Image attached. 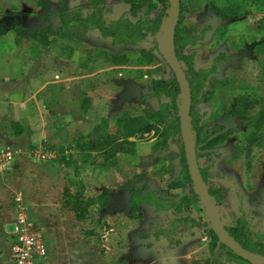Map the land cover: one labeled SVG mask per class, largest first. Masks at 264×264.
<instances>
[{
	"label": "rangeland",
	"instance_id": "374dc122",
	"mask_svg": "<svg viewBox=\"0 0 264 264\" xmlns=\"http://www.w3.org/2000/svg\"><path fill=\"white\" fill-rule=\"evenodd\" d=\"M181 2L184 12L182 28L198 36L197 41L185 46L182 52L191 56L193 69L209 71L208 77L200 78L199 81L201 87L195 104L200 115L199 127L205 130L220 124L223 127L222 133L229 129L234 132L219 143L216 149L211 150L210 155L198 159L197 165L212 190L213 203L221 225H244L250 238L256 239L264 236V130L253 148L251 168L247 170L244 148L246 137L250 134L249 119L242 116L237 101L258 100L260 104L255 112L264 105V0ZM152 3L155 4L152 10L143 6L135 17L124 13L120 18L124 17L131 25L143 20L152 21L163 7L167 15L169 3L160 0ZM110 4L112 0H0V90H39L45 80L42 77L40 79L38 65L29 63L23 53L27 44L30 47L36 45L31 42L35 40L33 34L37 37L38 32L47 31L46 38L54 42L59 39H79L83 29L78 27V19L97 10L108 23L110 19L105 9ZM66 21L72 22L65 26L63 22ZM41 25L43 29H39ZM17 38L19 42L16 44ZM154 40L155 36L124 45L131 47L129 52L135 63L141 60V50L154 51L155 59L135 69L129 74L131 77H123L118 88L122 90L121 95H118V103L109 105L108 110H105L106 118L100 117L93 127H81L80 131L73 133L74 138L82 141L96 140V136L107 134L109 125L116 124V119L119 125L118 120L122 117L142 114L145 110L155 111L163 103L169 102L165 95L150 97L155 89L168 87V81L173 77L165 51L160 47L155 50ZM180 64L185 70L184 64ZM132 74L139 75L132 80ZM159 82L164 86H159ZM156 83L157 87H154ZM77 114V111L72 113L71 118H77ZM102 123L107 127L103 132ZM156 129L149 137L135 138L136 143L128 155L120 154V174L116 171V163L109 170L100 169L97 165L82 168L83 163L73 162V155L67 153V157H64L69 159L63 162L68 169L67 177L75 183L80 193L76 191V197H70L69 193L64 195L62 207L76 216V222L71 223L70 237L86 250L85 256L81 253L74 256V262L250 264L229 256L220 242L211 248V227L201 203L191 207V220L188 223L179 222L188 215H175L173 208L169 207V200L176 203L179 196H190L196 192L191 183L183 188H170V184L179 181L182 172L180 152L183 140L178 135L166 137L162 125ZM2 131L5 134L8 131L9 135L14 133L11 126L8 130L2 127ZM25 132L28 134L27 130ZM35 144L27 146V151L38 160L40 158H37L35 151L41 149L36 148ZM5 146L9 145L0 144V148ZM43 147L52 151L54 145L46 142ZM12 149L16 153L14 157L20 154L18 149ZM58 154H55L53 160L61 156ZM93 175H103L105 180L96 181ZM81 182H85V185L82 184L85 191L78 184ZM145 192L159 194L163 201L168 202L162 204V209H156L151 203L140 202L137 208L132 207L130 210L129 203ZM91 199L97 201L92 203ZM116 201L124 205L121 215L118 213L117 221L110 225L99 221L96 211L101 205ZM82 221L86 223L84 226Z\"/></svg>",
	"mask_w": 264,
	"mask_h": 264
},
{
	"label": "crops",
	"instance_id": "0c3cea01",
	"mask_svg": "<svg viewBox=\"0 0 264 264\" xmlns=\"http://www.w3.org/2000/svg\"><path fill=\"white\" fill-rule=\"evenodd\" d=\"M128 7L130 5L122 0H112L105 11L108 19L116 21L128 13ZM42 25L39 29L44 28ZM85 26L79 39H59L54 42L48 38V43L32 40L36 45L30 47L24 44H27L24 56H27L29 63L38 65L40 79L42 77L45 80L39 90H0V144L9 145L20 152L13 157L8 169L0 170V263L6 260L13 238L12 231L16 224L14 203L17 199L26 207L27 222L41 232L46 242L47 255L40 260V264H76L74 256L86 254L83 246H78L76 240L70 237L71 223L76 222V216L63 208L66 190L70 197H76V191L80 193L75 183L68 179V169L63 163H57V159H43L42 162L32 158L27 151V146L37 141L35 147L45 153L57 155L63 149V157H67V153L73 155L72 147L77 140L73 133L76 134L81 127H93L100 117L106 118L105 110H108L110 104L118 103V95L122 91L118 88L122 78L127 79L130 73L142 66L133 62L129 52L131 47L114 44L110 39L102 37L92 23H86ZM122 53L126 54L131 64L112 63V56ZM138 75L132 74V80ZM76 111L78 117L71 118ZM15 123L19 126L17 130L22 131L21 134L9 135L8 131L6 134L2 131V127L8 130L10 126L13 130L12 125ZM101 125L104 126L103 132L107 127L104 123ZM117 125L116 119V124L109 125L107 134L96 136V140L108 138L111 135L110 129L114 126L117 128ZM71 138L74 139L69 141ZM128 141L136 143L135 138H129ZM46 142H52L53 148L60 149L48 150L43 147ZM117 156L119 171H116L120 174V154ZM102 176L93 175V178L96 181L105 180ZM78 184L85 191V182ZM123 207V204L116 201L101 205L96 214H99V221L110 225L117 221ZM86 219L88 221L89 217ZM84 224L82 221V226Z\"/></svg>",
	"mask_w": 264,
	"mask_h": 264
},
{
	"label": "trees",
	"instance_id": "16d2710c",
	"mask_svg": "<svg viewBox=\"0 0 264 264\" xmlns=\"http://www.w3.org/2000/svg\"><path fill=\"white\" fill-rule=\"evenodd\" d=\"M124 3L129 4L130 10L128 15L135 17L137 13L140 12V9L145 6L148 10H152L154 5L152 2L154 0H122ZM161 2L168 3V0H160ZM182 2L180 0V10L178 18L174 21V28L169 32L168 35V44L170 49L172 50L176 59L183 63L186 69L184 73L187 77L188 81V89L190 94V102L187 111V120L186 127L189 136L192 138V146L194 150V155L196 161L201 157L210 155V151L216 149V147L224 141L227 137L232 135L234 132L232 130L223 131V127L220 124H214L211 127L206 128L199 127V119L200 115L197 113L195 109V104L197 103V95L198 90L201 87L199 84L200 78L205 79L208 77L209 71H197L193 69L191 63V56H186L183 54L182 50L185 46L190 44H194L198 36L195 35L193 31L189 32L187 29L182 28L183 23V10H182ZM165 8L163 7L160 12H158L157 16L154 20H143L137 22L136 25L129 24L125 18L121 17L117 21H109L108 23L103 20L101 16V12L97 10L95 12L87 14V16L83 19H78V27L85 28L86 23H92V26L99 30L102 37L106 39H110L114 44H123V45H131L134 44L136 40H143L147 37H153L157 33L166 13H164ZM230 12V10H228ZM232 13V12H230ZM234 14V13H232ZM232 16V15H228ZM127 17V16H126ZM70 21L69 23H71ZM65 26L69 23L63 22ZM73 27V26H71ZM86 29V28H85ZM204 32V31H203ZM37 33V32H36ZM191 34V35H190ZM47 31H40L35 37V33L33 34L35 40L40 43H48L47 42ZM18 38L16 39V44L18 43ZM155 50L158 47L157 42L154 40ZM141 61L138 63L140 65L147 64V62H151L155 59L154 51L141 50L140 51ZM139 56V57H140ZM146 56V57H145ZM112 63L116 65H126L130 63L129 59H127L126 54H121L118 56H112ZM168 87H165L163 90H154L153 94L150 97H160L161 95H165L168 98L169 102L163 103L159 106V108L155 111L145 110L142 114H135L136 116L130 117H122L118 120V127L115 130H112V134L109 135L108 138H98V140L91 141H82L80 139L75 141L72 150L74 151L72 158L73 162H81L83 163L82 168H86V166H94L97 165L100 169L109 170L111 166H114L116 163V156L118 154H129L132 150L131 147L134 146V142H129V138H145L143 135L145 133H151L154 130H157L156 127L162 125L164 127L165 136H180L182 139L181 133V123L179 117L178 104H180V94L181 88L178 82L177 77L173 73V77L168 81ZM159 86H164L163 83L159 82ZM157 87V83L154 85ZM260 102L258 100L251 99H239L237 101V105L240 113L243 117L249 119V135L246 137V144L244 148V158L245 165L247 170L251 168V159L253 148L256 143L259 142L262 136V132L264 130V105L258 111L255 112ZM19 127L16 123L12 125L14 130V135H19L22 131L15 130V128ZM20 129V128H19ZM203 129V130H202ZM183 140V139H182ZM130 146V148H128ZM60 148H53V150H59ZM61 156L57 158V163L61 164L65 161H68V158L63 157V149H60ZM75 157V158H74ZM99 162V164H98ZM72 165V164H71ZM180 165L182 167V172L179 175L177 182L170 184V188H180L185 187L189 183L194 186V181L191 176V171L188 166V156L187 151L184 146V142L181 145L180 152ZM199 168V167H198ZM80 169V168H79ZM79 169H77L79 171ZM199 172L203 178L204 183L206 184L207 190L211 198L213 199L212 190L208 187L205 178L202 175V170L199 168ZM195 188V187H194ZM196 192V190H195ZM69 193L67 190L64 195ZM97 200L91 199L90 202H96ZM140 202L151 203L154 205L156 209H162V204L167 203L163 201L159 194L154 192H145L144 194L135 197V199L129 203L130 210L132 207H138ZM169 207L173 208L172 211L175 215H181L185 213V218H182L179 222H183L184 224L188 223L191 218L189 217V212L191 211V207L196 203H201V199L196 192L190 196H179L177 198L176 203L174 200H169ZM105 204H102L104 206ZM166 208V207H165ZM168 208V207H167ZM224 233L227 237L234 243L240 245L244 249L251 251L253 253L260 254L264 256V236H258L256 239H251L250 235L247 233L245 226L241 225V227H231L221 225ZM211 248L215 247L218 244L219 239L214 234L212 230H209ZM222 245V244H221ZM225 247L224 245H222ZM226 248V247H225ZM227 249V248H226ZM227 253L229 256L234 257L241 262H246L253 264L249 261L243 260L233 254L230 250L227 249Z\"/></svg>",
	"mask_w": 264,
	"mask_h": 264
},
{
	"label": "water",
	"instance_id": "95a60500",
	"mask_svg": "<svg viewBox=\"0 0 264 264\" xmlns=\"http://www.w3.org/2000/svg\"><path fill=\"white\" fill-rule=\"evenodd\" d=\"M168 3L170 4L169 11L167 15L164 17L155 35V40L157 42L158 47H160L165 51L166 58L167 60H169V65L173 73L177 77L181 88V94H180L181 102L180 104H178L179 117L181 123V133H182L184 146L187 151L188 166L190 168L191 176L194 181L195 190L198 193L201 199V204L207 213L211 230L217 236L219 242L222 245H224L228 250H230L233 254H235L236 256H238L243 260L249 261L253 264H264V256L244 249L240 245L232 242L224 233L217 215L216 208L213 203V199L209 195L206 184L204 183L203 178L199 172V168L197 165V161L192 146V138L189 136L186 127L187 111L190 102L188 81L180 62L176 59L168 44L169 32L173 30L174 21L178 18L179 15L180 0H168ZM170 23H171L170 27H166V25Z\"/></svg>",
	"mask_w": 264,
	"mask_h": 264
},
{
	"label": "built area",
	"instance_id": "2783aa9c",
	"mask_svg": "<svg viewBox=\"0 0 264 264\" xmlns=\"http://www.w3.org/2000/svg\"><path fill=\"white\" fill-rule=\"evenodd\" d=\"M151 133H145L143 137H149ZM37 158L44 160H52L55 157L53 153H45L36 150ZM15 151L5 146L0 148V170H6L13 157ZM16 224H14L10 242V248L6 260L0 264H40L47 255V245L41 232L27 222L26 207L19 199L14 203Z\"/></svg>",
	"mask_w": 264,
	"mask_h": 264
}]
</instances>
